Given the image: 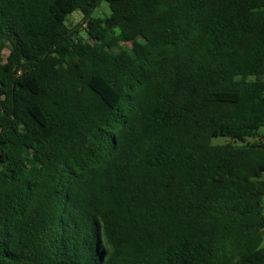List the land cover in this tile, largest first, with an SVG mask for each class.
<instances>
[{
	"label": "trees",
	"instance_id": "trees-1",
	"mask_svg": "<svg viewBox=\"0 0 264 264\" xmlns=\"http://www.w3.org/2000/svg\"><path fill=\"white\" fill-rule=\"evenodd\" d=\"M261 128L264 0H0V264H264Z\"/></svg>",
	"mask_w": 264,
	"mask_h": 264
},
{
	"label": "rangeland",
	"instance_id": "rangeland-1",
	"mask_svg": "<svg viewBox=\"0 0 264 264\" xmlns=\"http://www.w3.org/2000/svg\"><path fill=\"white\" fill-rule=\"evenodd\" d=\"M104 5V3L101 4V6ZM105 13L108 14V9L105 8ZM94 15L96 14V10L93 13ZM69 26L71 25H76L81 23V14H79L78 12L73 13L72 15L69 16V20H68ZM260 134H264V128H261L259 130ZM226 142L225 138L222 137H217V138H213L212 139V144H224ZM264 179V174H263V178Z\"/></svg>",
	"mask_w": 264,
	"mask_h": 264
},
{
	"label": "crops",
	"instance_id": "crops-1",
	"mask_svg": "<svg viewBox=\"0 0 264 264\" xmlns=\"http://www.w3.org/2000/svg\"><path fill=\"white\" fill-rule=\"evenodd\" d=\"M262 245L264 246V234H263V238H262Z\"/></svg>",
	"mask_w": 264,
	"mask_h": 264
}]
</instances>
